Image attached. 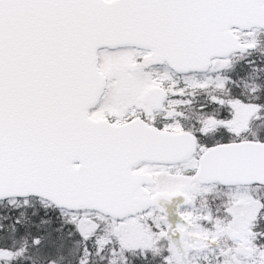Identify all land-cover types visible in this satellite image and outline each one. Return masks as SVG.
Returning a JSON list of instances; mask_svg holds the SVG:
<instances>
[{
    "label": "snow or ice",
    "instance_id": "snow-or-ice-1",
    "mask_svg": "<svg viewBox=\"0 0 264 264\" xmlns=\"http://www.w3.org/2000/svg\"><path fill=\"white\" fill-rule=\"evenodd\" d=\"M0 264H264V0H0Z\"/></svg>",
    "mask_w": 264,
    "mask_h": 264
}]
</instances>
